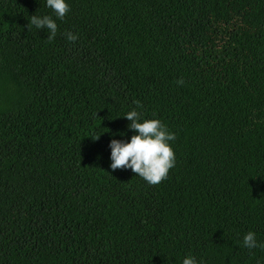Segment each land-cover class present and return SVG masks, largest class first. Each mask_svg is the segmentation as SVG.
<instances>
[{
	"label": "trees",
	"instance_id": "trees-1",
	"mask_svg": "<svg viewBox=\"0 0 264 264\" xmlns=\"http://www.w3.org/2000/svg\"><path fill=\"white\" fill-rule=\"evenodd\" d=\"M65 2L0 0V264H264V0ZM134 108L176 137L155 186L110 168Z\"/></svg>",
	"mask_w": 264,
	"mask_h": 264
},
{
	"label": "clouds",
	"instance_id": "clouds-1",
	"mask_svg": "<svg viewBox=\"0 0 264 264\" xmlns=\"http://www.w3.org/2000/svg\"><path fill=\"white\" fill-rule=\"evenodd\" d=\"M46 6L52 10L57 19L63 20L70 11L69 5L65 0H46ZM30 24L37 29H47L48 42H52L57 34V23L49 16H30ZM28 26V25H27ZM65 37L68 41L77 40V35L66 32ZM177 85L182 86L184 80H178ZM137 108L142 105L139 101L134 102ZM125 119L130 121L127 127L135 134L130 137L128 142L112 139L109 147L110 168L115 171L118 169H131V171L145 180L149 185L155 186L167 179V174L175 166V153L169 142L175 140V134L170 132L164 123L159 119H143L141 113L135 108L128 111ZM100 137L95 136L93 140ZM243 246L249 250L255 248L264 249V243H258L256 234L252 231L243 236ZM182 264H197L195 257L186 256ZM202 264V262H201Z\"/></svg>",
	"mask_w": 264,
	"mask_h": 264
}]
</instances>
